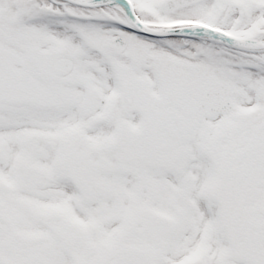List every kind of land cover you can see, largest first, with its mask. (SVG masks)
I'll return each mask as SVG.
<instances>
[{
	"label": "snow or ice",
	"instance_id": "6c2138e0",
	"mask_svg": "<svg viewBox=\"0 0 264 264\" xmlns=\"http://www.w3.org/2000/svg\"><path fill=\"white\" fill-rule=\"evenodd\" d=\"M0 264H264V0H0Z\"/></svg>",
	"mask_w": 264,
	"mask_h": 264
}]
</instances>
